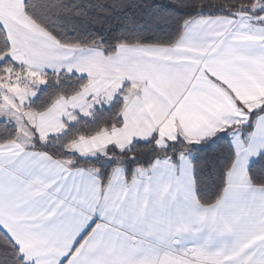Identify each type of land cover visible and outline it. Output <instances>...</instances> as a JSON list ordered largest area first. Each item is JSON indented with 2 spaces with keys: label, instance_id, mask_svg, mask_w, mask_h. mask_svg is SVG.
<instances>
[{
  "label": "snow or ice",
  "instance_id": "obj_1",
  "mask_svg": "<svg viewBox=\"0 0 264 264\" xmlns=\"http://www.w3.org/2000/svg\"><path fill=\"white\" fill-rule=\"evenodd\" d=\"M0 264H264V0H0Z\"/></svg>",
  "mask_w": 264,
  "mask_h": 264
}]
</instances>
